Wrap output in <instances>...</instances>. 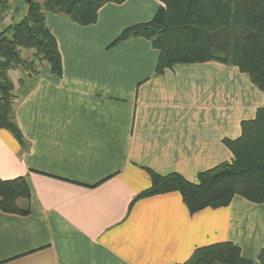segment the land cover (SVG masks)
<instances>
[{
    "label": "crops",
    "instance_id": "crops-1",
    "mask_svg": "<svg viewBox=\"0 0 264 264\" xmlns=\"http://www.w3.org/2000/svg\"><path fill=\"white\" fill-rule=\"evenodd\" d=\"M162 6L107 3L86 26L46 12L63 70L10 71L27 146L0 127V177L25 176L31 197L27 215L0 210V264H180L225 241L258 264L264 202L237 195L190 213L178 191L134 201L152 184L148 169L196 182L232 161L224 140L264 107V91L236 66L178 63L158 75L151 40L113 44Z\"/></svg>",
    "mask_w": 264,
    "mask_h": 264
},
{
    "label": "trees",
    "instance_id": "trees-1",
    "mask_svg": "<svg viewBox=\"0 0 264 264\" xmlns=\"http://www.w3.org/2000/svg\"><path fill=\"white\" fill-rule=\"evenodd\" d=\"M126 0H24L27 11L0 35V127L9 130L26 148V140L15 119L14 81L10 71L21 67L36 73L47 64L61 75L62 56L58 42L46 23V12L69 17L80 25L97 22L100 9L107 3ZM154 18L126 28L114 41L131 37L152 41L159 57L156 74L178 63L217 61L238 67L264 91V0H160ZM32 50L33 58H24ZM242 132L224 143L233 154L232 161L202 171L196 182L177 172L159 174L151 169V186L139 193L140 199L178 191L190 213L207 207L228 206L235 196L254 203L264 202V107L253 119L241 123ZM31 188L25 176L0 177V210L10 214L30 212ZM21 201H26L22 206ZM180 264H253L239 245L231 241L214 243L195 250ZM264 264V248L258 255Z\"/></svg>",
    "mask_w": 264,
    "mask_h": 264
},
{
    "label": "rangeland",
    "instance_id": "rangeland-1",
    "mask_svg": "<svg viewBox=\"0 0 264 264\" xmlns=\"http://www.w3.org/2000/svg\"><path fill=\"white\" fill-rule=\"evenodd\" d=\"M7 1L8 0H0V35L12 23L20 21L27 11V6L24 3V0H9L10 2ZM37 1L42 2V0ZM9 11L12 12L9 13ZM33 52L34 51L32 50H23L22 56L24 58L32 59ZM15 72L16 70H14L12 73L15 74ZM12 73L10 77L14 81L16 76L12 75Z\"/></svg>",
    "mask_w": 264,
    "mask_h": 264
},
{
    "label": "built area",
    "instance_id": "built-area-1",
    "mask_svg": "<svg viewBox=\"0 0 264 264\" xmlns=\"http://www.w3.org/2000/svg\"><path fill=\"white\" fill-rule=\"evenodd\" d=\"M8 1H9V0H8ZM8 1H7V2H8ZM9 2H10V1H9ZM11 12H12V11H9V13H11Z\"/></svg>",
    "mask_w": 264,
    "mask_h": 264
}]
</instances>
